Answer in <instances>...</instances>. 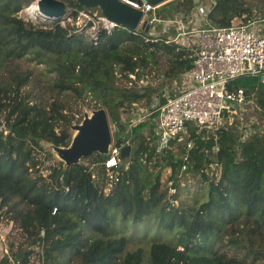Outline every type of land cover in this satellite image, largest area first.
Returning <instances> with one entry per match:
<instances>
[{
  "label": "trees",
  "instance_id": "trees-1",
  "mask_svg": "<svg viewBox=\"0 0 264 264\" xmlns=\"http://www.w3.org/2000/svg\"><path fill=\"white\" fill-rule=\"evenodd\" d=\"M33 1L0 0V67L7 58L26 54L55 71L40 86L39 97L28 90L30 70L0 77V216L17 223L25 235L21 242L44 241L46 264H264V127L258 119L250 120L249 131L233 117L217 136L187 121L184 137L192 140L187 159L183 141L159 148L154 127L163 102L147 106L151 115L130 129L121 114L139 101L161 99L163 84L141 82L151 71L157 79L178 77L191 66L187 51L148 40L143 29L117 26L89 37L68 22L19 16ZM62 1L74 13L84 7L77 0ZM197 2L170 3L185 19ZM251 11L246 0H211L207 19L229 25ZM230 87L244 88L254 104L249 112L264 117V83L244 75ZM88 102L93 109L104 107L115 125L123 124L124 132L116 130L114 137L132 145L130 154L120 157L127 167L117 168L118 180L108 191L94 176L105 173L101 161L107 153L92 151L64 164L51 148L69 145L71 125L82 120ZM126 130L131 132L124 136ZM48 158L52 162L46 164ZM214 160L216 169L209 165ZM184 161L187 172L206 183V195L173 205L170 196L177 197ZM165 167L169 176L161 180ZM134 240L138 244L130 249ZM30 253L24 249L18 263L26 264Z\"/></svg>",
  "mask_w": 264,
  "mask_h": 264
},
{
  "label": "built area",
  "instance_id": "built-area-1",
  "mask_svg": "<svg viewBox=\"0 0 264 264\" xmlns=\"http://www.w3.org/2000/svg\"><path fill=\"white\" fill-rule=\"evenodd\" d=\"M120 1L142 11L141 21L147 20L151 35H155L156 31L153 27L159 21L166 27L175 26L177 32L168 35L167 41L178 43L189 50V56L192 58L191 66L186 72L189 81L176 95L167 98L163 105L156 108L159 109V114L154 127L157 133V143H155L159 148L170 147L169 140H172V144L175 140L183 141L186 148L183 157L187 159V149L192 146V140L184 137L187 121H192L199 129L204 128L217 136L220 129L228 126L229 110L237 112V107L246 109L251 105L244 88L230 87V82L237 77L250 75L264 83V31L262 30L264 24L261 23L264 15L257 16L243 12L240 16H235L229 25H217L207 19L210 4H197L190 16L184 19L181 13L172 18L154 15L152 10L157 5L149 0ZM65 17L64 21L75 26L76 30H87L92 36H96L102 29L111 32L117 26H124L119 21L104 15L98 7L79 8L75 13L68 10ZM190 23L193 25L190 26ZM138 29L140 26L134 28V30ZM131 77L134 76L131 74ZM138 112L140 113L137 116L131 117V114L130 119L125 121L129 129L145 120L151 115L152 110L140 109ZM247 129L252 131L250 126H247ZM124 144L125 142H117L113 138L108 147V156L101 161L106 169L105 173L94 174L104 191H108L118 180L117 168L128 165L120 163V151ZM218 148V145L214 146V150ZM209 165L212 169H216L219 163L214 160ZM187 167L184 161L179 168V175L187 172ZM168 191L174 195L176 188L170 184ZM176 198L172 196L173 200ZM173 200L170 199L172 204ZM5 225L7 220L0 216V264H19L15 256L17 243L12 237L17 232L22 236L21 241H24L25 235L21 228L12 225V222L7 227ZM39 234L44 235L43 228L40 229ZM24 245L26 250L31 249L26 264H46L44 241L37 240L34 244Z\"/></svg>",
  "mask_w": 264,
  "mask_h": 264
},
{
  "label": "rangeland",
  "instance_id": "rangeland-1",
  "mask_svg": "<svg viewBox=\"0 0 264 264\" xmlns=\"http://www.w3.org/2000/svg\"><path fill=\"white\" fill-rule=\"evenodd\" d=\"M174 0H169L166 1L164 3H162L161 6H157L155 9H153V13L154 15L158 16V17H165V14L169 15V16H178L180 13L179 12H174L172 7H171V3ZM247 3L250 5L251 7V13H257L260 14L262 13L261 10L264 9V0H246ZM211 0H198L197 4H210ZM31 5V4H30ZM24 6L23 8H21V10H19L18 14L19 16L23 17L24 19L27 20H32L34 22H38V23H47V22H43V21H48L43 19L37 12L34 13H29L26 11V9L30 6ZM166 7L165 9V13L160 12V8L162 7ZM69 9H67L66 11H68ZM70 11V10H69ZM246 13V12H244ZM250 13V14H251ZM61 22V24H65L66 21L64 20H59ZM261 23L264 24V20L261 21ZM159 26H162V24L160 23ZM158 26V27H159ZM262 30L264 31V27L262 28ZM82 32H84L86 35H88L89 37L92 36L87 30H82ZM29 54V53H27ZM46 62L41 61L39 59H37L35 56H31V55H24L23 57H12V58H7L6 60L3 61V65L0 67V77L3 79L5 77H9L13 72L17 71V70H30L31 71V75L33 76L32 80L28 82V90H31L32 92H35L37 94V96H42V91L44 92V90L42 88H40V86H43V84H47L46 78L48 76H54L55 71L54 70H48L46 68ZM132 76H134V74H132ZM132 78H136V76L132 77ZM163 81V82H162ZM121 82H123L124 84L128 85V83H130L128 80H122ZM162 82V83H161ZM168 79L163 80V79H157L155 77V72L151 71L149 72L148 78L146 77V79H144L141 83L142 84H163L162 86L165 87L167 85ZM155 98V97H154ZM152 99V101L149 102V104H146V101H139L138 103H134V105L131 107L132 109L135 107L136 109H134V112L132 113V109L130 111H126L124 113L121 114V120L123 121H127L129 115L132 114L131 117H135L137 116L140 112V109H144V110H148L147 106H153L156 105L158 102L156 101L157 99ZM168 96L166 94H164V96L161 99H158V101L161 103H165L167 100ZM80 106V105H79ZM251 106H254V104H252ZM138 108V111H137ZM249 108L250 105H248L247 109H242L241 107H237L236 110L237 112H233L232 110H229L227 112V115L230 117V119H232L233 117L237 118L235 123L237 124L239 121L242 124H239L241 126H250V120L252 117L254 119L257 118L258 122L260 123L259 125H262L264 127V117H261L260 114H258L255 111H250L249 112ZM93 109V102H88V103H83L82 105V112L85 111L87 112V114H90L91 111ZM108 113V112H107ZM108 118L110 120V128H111V133H112V139L115 138L114 135L116 136V127L117 125H115L114 123H112L111 120V116L108 113ZM246 126V128H247ZM72 135L76 132V129L73 128L72 129ZM85 145L87 147H92L93 146V142H91L89 139H85ZM52 148V147H51ZM53 150V148H52ZM54 156L58 157L57 153L53 150ZM52 159H47L46 164L51 163ZM149 168L151 170L156 169V165H153L152 163H149ZM46 170V169H45ZM44 170V171H45ZM169 167H165L162 171V176H161V180H164L165 178H167L169 176ZM46 172V171H45ZM179 176V175H178ZM204 183L203 181H200V179L196 176L193 175L190 171L185 172L184 174H181V177L179 176V187H178V194H177V198L175 200H173L170 196V199L173 200V204H178L179 201H183L190 203L192 201V198L195 195L201 194L200 196H205V188H204ZM4 208V207H3ZM5 220H7V225H5L6 227L9 225V223L12 222V225H14V221L13 220H8L6 218H4ZM17 224V223H16ZM15 224V225H16ZM18 226V225H17ZM129 232V231H128ZM128 232L126 234H128ZM141 236V235H140ZM140 236H137V238H139ZM21 237L20 233L15 232L12 239L13 241L17 243L16 248H17V253L19 251V249H22V247L25 249V245L21 242ZM13 241L11 240V242L13 243ZM20 241V244H19ZM139 240H134L133 242H131L130 244V249H133L134 247L137 246ZM22 246V247H21ZM22 249V250H24ZM148 249V246H147ZM16 254V253H15ZM35 261V260H34Z\"/></svg>",
  "mask_w": 264,
  "mask_h": 264
},
{
  "label": "water",
  "instance_id": "water-1",
  "mask_svg": "<svg viewBox=\"0 0 264 264\" xmlns=\"http://www.w3.org/2000/svg\"><path fill=\"white\" fill-rule=\"evenodd\" d=\"M84 7H98L100 11L107 17L119 21L125 27L134 29L140 23L142 18V11L138 8H134L120 0H77ZM155 5H162L167 0H149ZM37 12L43 19L49 21L64 20L66 13V4L62 0H36ZM143 30L147 31L149 24L147 20H143L140 26ZM107 111L104 107L92 109L90 114L83 112V118L78 123H73L72 128L76 129V132L72 135L71 141L67 146L53 145V150L57 153L58 157L64 161V164L71 162H77L82 156L87 155L92 151H98L107 153L109 142L112 137L109 133L107 122ZM123 124H118L116 130L122 134L125 130ZM131 130H126L124 136L130 134ZM85 139H89L93 142L92 147L85 145ZM157 143V142H156ZM169 145L172 144V140H169ZM132 149L130 143H126L121 147L120 157H127ZM24 250H20L16 253V259H20Z\"/></svg>",
  "mask_w": 264,
  "mask_h": 264
},
{
  "label": "crops",
  "instance_id": "crops-1",
  "mask_svg": "<svg viewBox=\"0 0 264 264\" xmlns=\"http://www.w3.org/2000/svg\"><path fill=\"white\" fill-rule=\"evenodd\" d=\"M197 5V4H196ZM195 5V7H197ZM161 6V5H160ZM194 9V7H193ZM192 9V10H193ZM191 13V12H190ZM252 14V13H251ZM252 15H257V16H263L264 14L260 13V14H257V13H254ZM181 17H183V15H181ZM166 18V17H165ZM167 18H170V17H167ZM143 21V20H142ZM142 21L140 20V23L138 24V26H141V23ZM161 23V21L157 22V24L154 25V29L156 31L155 35H151L150 34V25H149V28H148V37H146V39L148 40H163L165 43H174L177 47H180L182 49H185L187 51V57L192 59L190 56H189V50L187 48H185L184 46L178 44V43H175L173 41H167V36L168 35H171V34H175L177 32L176 30V27L175 26H170V27H166V26H159V24ZM162 24V23H161ZM190 26L193 25V24H189ZM159 26V27H158ZM140 29H142L140 27ZM187 69L188 68H185V70L183 72L180 73V75L178 77H175V78H172L170 80H168L167 82V85L165 87L162 86V92L163 95L167 93L168 95V98L169 97H172L174 95H176L180 90L181 88L189 81L188 77H187ZM160 78H158L159 80ZM154 99H157L156 101L158 102L157 104H159L160 102L158 101V98H154ZM167 101V100H166ZM164 104V103H163ZM162 104V105H163ZM161 106V105H160ZM130 117V115L128 116V118ZM132 150V149H131ZM170 171V170H169Z\"/></svg>",
  "mask_w": 264,
  "mask_h": 264
},
{
  "label": "bare ground",
  "instance_id": "bare-ground-1",
  "mask_svg": "<svg viewBox=\"0 0 264 264\" xmlns=\"http://www.w3.org/2000/svg\"><path fill=\"white\" fill-rule=\"evenodd\" d=\"M167 1H169V0H167ZM36 7H37V6H36V1H33V2L31 3V5L26 9V11L29 12V13H34ZM107 122H108L109 133H110V135H111V137H112L111 128H110V120H109V118H108V115H107ZM112 140H113V139H111V141L109 142V145L111 144Z\"/></svg>",
  "mask_w": 264,
  "mask_h": 264
}]
</instances>
